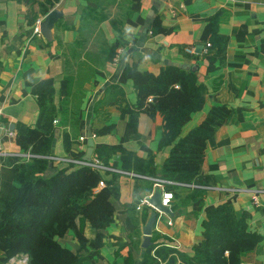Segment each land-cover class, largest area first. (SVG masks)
Returning <instances> with one entry per match:
<instances>
[{"label": "crops", "instance_id": "1", "mask_svg": "<svg viewBox=\"0 0 264 264\" xmlns=\"http://www.w3.org/2000/svg\"><path fill=\"white\" fill-rule=\"evenodd\" d=\"M54 6H60L62 15L53 23L48 41L32 30L43 15L32 20L23 1L0 0L3 150L20 152L15 137L36 123L38 99L43 96L55 108L50 155L57 158L49 159L44 174L70 159H82L89 138L92 148L122 146L140 157L148 152L153 156L150 175L101 172V186L111 180L114 188L108 197L112 220L101 229L102 245L89 248L80 264H124L125 257L139 264L143 257L141 227L151 207L138 206V200L158 184L151 178L159 177L169 146L157 147L162 130L158 114L138 112L129 124V113L120 109L134 101V87L164 65L193 71L205 87L200 108L183 119L182 131L198 122L213 103L225 104L233 114L206 139L198 172L189 186L182 187L201 192L183 204L173 197L172 215L156 213L149 245L191 254L201 239L205 210L227 202L237 216L245 217L247 228L260 235L238 264H264V0H58ZM154 22L159 29L152 32ZM212 27L225 42L222 56L207 60L197 45L208 40ZM82 65L94 71L77 98L74 75ZM11 156L0 155V192L16 183ZM108 160L120 170L118 154ZM97 182L95 188L101 187ZM250 189L260 190L256 203ZM84 233L91 235L88 227ZM57 241L71 250L78 247L69 229Z\"/></svg>", "mask_w": 264, "mask_h": 264}, {"label": "trees", "instance_id": "2", "mask_svg": "<svg viewBox=\"0 0 264 264\" xmlns=\"http://www.w3.org/2000/svg\"><path fill=\"white\" fill-rule=\"evenodd\" d=\"M20 1L27 5V15L34 20L37 14L43 15L58 0ZM158 29L154 22L151 31ZM208 40L210 45L204 57L207 60L221 57L225 38L217 35L212 27ZM84 54L90 57L86 52ZM93 71L90 66L77 67L73 83L78 90L77 98L82 94V84ZM134 92V101L120 110L129 113V124H133L138 112H145L150 117L159 115L162 130L157 147L169 146L160 164L159 177L190 182L198 172L206 139L219 125L232 118V108L223 103H213L198 122L182 131L183 119L200 108L205 87L196 80L193 71L174 65H164L157 74L148 75V80L136 85ZM38 106L40 111L36 123L15 137L20 151L32 155L27 158L11 156L14 163L12 179L16 183L0 192V264L21 253L27 256L25 264H80L89 248L98 249L102 245L101 229L112 220L113 207L108 199L114 193L111 180L95 188L102 173L111 170L101 171L67 162L44 174L49 161L47 155L51 154V120L55 108L51 99L43 96L40 101L38 99ZM64 147L67 148L66 137ZM92 152L104 165L114 167L108 158L118 154V169L140 175L151 174V152L140 157L114 145H96ZM111 173L114 176L116 172ZM163 186L172 192V198L178 199L177 203L182 204L195 199L201 192L199 188H182L172 183ZM200 226L201 239L192 246L191 254L171 246L151 244L144 248L139 264H157V259L162 260L161 264H238L240 255L253 248L260 237L247 228L245 217L237 216L227 202L208 207ZM85 227L89 228L90 236L85 235ZM68 229L78 244L76 250L68 249L57 241V237ZM124 264H131V259L125 257Z\"/></svg>", "mask_w": 264, "mask_h": 264}, {"label": "built area", "instance_id": "3", "mask_svg": "<svg viewBox=\"0 0 264 264\" xmlns=\"http://www.w3.org/2000/svg\"><path fill=\"white\" fill-rule=\"evenodd\" d=\"M38 21L39 19H36L34 21V25H33V32H36L38 33ZM210 45V42L209 40H205L202 47H201V50L203 53H205L207 51V48L209 47ZM0 113H1V109H0ZM6 153H9V154H12L14 156H19V157H22V158H27L29 156H31L32 154L25 151H20V152H6L3 150V145H2V142L0 140V155L2 154H6ZM47 158L49 159H57L55 156L53 155H47ZM68 161H71L73 162L74 164L76 165H86V166H90V167H93V168H96V169H99V170H116V171H121V170H117V169H114L110 166H107V165H104L102 163H100L98 161V159L95 157V156H89L88 159H70ZM130 174H134V173H130ZM151 180H153V182L155 183H158L161 187V195H160V203L162 205H166V204H169L170 200L172 199V192L168 189H165L164 188V184H167V183H172V184H175V185H178V186H181V187H187L190 185V182H182V181H177V180H171V179H167V178H161V177H152ZM103 184V181L102 180H98L97 182V186H101ZM234 190H243L242 188L238 189V188H234ZM260 191L259 189H250V192H249V196L251 198V201L252 203H256L257 202V192ZM142 203H146L144 201V198H140L138 200V206ZM137 206V207H138ZM167 223H170V220L167 219L166 220ZM27 261V256L26 254L24 253H21V254H15V255H12L10 257H8L3 263L1 264H25Z\"/></svg>", "mask_w": 264, "mask_h": 264}, {"label": "water", "instance_id": "4", "mask_svg": "<svg viewBox=\"0 0 264 264\" xmlns=\"http://www.w3.org/2000/svg\"><path fill=\"white\" fill-rule=\"evenodd\" d=\"M62 15V10L60 6H53L47 10L42 18L38 21V31L44 37L45 40L51 39V27L55 20ZM202 45H197V50L201 48ZM92 150V140L89 138L87 140V147L83 159H88ZM161 188L158 184L153 185V189L150 194L144 197V201L147 205L151 207L147 219L141 227L142 241L141 246L146 247L149 245V235L151 233L152 225L156 218L157 212H163L167 215H172V211L169 208V204L162 205L160 203Z\"/></svg>", "mask_w": 264, "mask_h": 264}]
</instances>
